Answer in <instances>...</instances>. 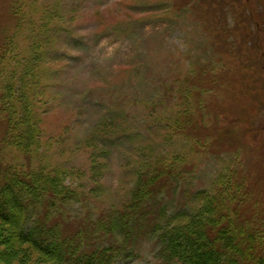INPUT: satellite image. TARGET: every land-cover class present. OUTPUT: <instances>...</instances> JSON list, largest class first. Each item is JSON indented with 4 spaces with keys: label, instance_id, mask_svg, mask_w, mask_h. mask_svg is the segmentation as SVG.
Returning <instances> with one entry per match:
<instances>
[{
    "label": "rangeland",
    "instance_id": "obj_1",
    "mask_svg": "<svg viewBox=\"0 0 264 264\" xmlns=\"http://www.w3.org/2000/svg\"><path fill=\"white\" fill-rule=\"evenodd\" d=\"M263 3L0 0V168L52 174L73 189L67 211L81 218L68 230L123 210L158 161L184 171L166 194L165 222L198 211L225 173L243 218L264 228ZM25 115L28 150L14 131ZM15 231L0 222V264H55L13 245ZM147 233L114 264H184Z\"/></svg>",
    "mask_w": 264,
    "mask_h": 264
},
{
    "label": "trees",
    "instance_id": "obj_2",
    "mask_svg": "<svg viewBox=\"0 0 264 264\" xmlns=\"http://www.w3.org/2000/svg\"><path fill=\"white\" fill-rule=\"evenodd\" d=\"M236 2L239 0H233ZM255 19V11L249 10L248 23L255 24ZM256 27L264 30L262 25ZM260 46L259 40L253 44L258 52ZM19 97L23 102L25 96ZM31 121V116L25 115L14 130L19 147L26 150L33 140ZM183 173L175 163L164 166L158 161L139 178L123 210L113 209L93 220L90 215L77 223V229L68 230L73 218H81L67 211L78 199L73 189L52 174L0 168V222L14 226L15 235L8 238L13 245L17 239L44 256L45 262L55 264H114L118 257L132 254L145 232L158 240L162 253L184 264H264V228L256 215L243 218L239 203L234 202L236 196L229 193L225 173L216 177L223 186L214 182V187L202 193L198 211L180 213L179 221L165 222L166 194H175ZM63 208L66 212L59 216ZM7 253L0 250V258Z\"/></svg>",
    "mask_w": 264,
    "mask_h": 264
}]
</instances>
